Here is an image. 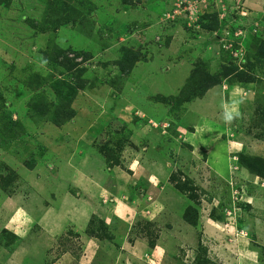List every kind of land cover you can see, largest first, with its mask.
I'll return each instance as SVG.
<instances>
[{
	"label": "rangeland",
	"instance_id": "obj_1",
	"mask_svg": "<svg viewBox=\"0 0 264 264\" xmlns=\"http://www.w3.org/2000/svg\"><path fill=\"white\" fill-rule=\"evenodd\" d=\"M262 40L264 0H1L0 264H264Z\"/></svg>",
	"mask_w": 264,
	"mask_h": 264
},
{
	"label": "crops",
	"instance_id": "obj_2",
	"mask_svg": "<svg viewBox=\"0 0 264 264\" xmlns=\"http://www.w3.org/2000/svg\"><path fill=\"white\" fill-rule=\"evenodd\" d=\"M90 179H91L90 181H92V178H91V177H90ZM94 189H95V188H94ZM95 191H96V193H98V192L100 191V189L96 188ZM75 199H77V198L75 197ZM79 203H80V202H79ZM79 203H78V204H79ZM85 204L88 205V206H90L89 204H91V202L88 201L87 203L85 202ZM80 212H81V211L74 212V214H78V213H80ZM84 213H86V212H84ZM84 213L82 212V215H79L80 217H79L78 219L73 220L74 223L77 222V221H79V220H80V221H83V215H85ZM86 214H87V213H86ZM66 222H69V223H70L69 220H66ZM87 247H88V250H90L92 246H91L90 243H88Z\"/></svg>",
	"mask_w": 264,
	"mask_h": 264
},
{
	"label": "trees",
	"instance_id": "obj_3",
	"mask_svg": "<svg viewBox=\"0 0 264 264\" xmlns=\"http://www.w3.org/2000/svg\"><path fill=\"white\" fill-rule=\"evenodd\" d=\"M259 48H260V55L264 54V40L261 41ZM0 145H3V144H0ZM184 220H186L188 223H190L192 225L196 224V217L193 219H188V217L184 216Z\"/></svg>",
	"mask_w": 264,
	"mask_h": 264
}]
</instances>
